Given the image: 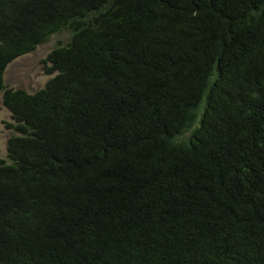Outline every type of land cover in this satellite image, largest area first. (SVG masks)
I'll use <instances>...</instances> for the list:
<instances>
[{
    "label": "trees",
    "instance_id": "obj_1",
    "mask_svg": "<svg viewBox=\"0 0 264 264\" xmlns=\"http://www.w3.org/2000/svg\"><path fill=\"white\" fill-rule=\"evenodd\" d=\"M0 93V264H264V0H0Z\"/></svg>",
    "mask_w": 264,
    "mask_h": 264
},
{
    "label": "rangeland",
    "instance_id": "obj_2",
    "mask_svg": "<svg viewBox=\"0 0 264 264\" xmlns=\"http://www.w3.org/2000/svg\"><path fill=\"white\" fill-rule=\"evenodd\" d=\"M69 37V31L56 33L32 52L10 62L4 72L6 87L24 89L31 93L44 88L54 75L46 73L45 66L50 65L46 63L47 56L59 43H66ZM13 122L11 112L3 104V94L0 93V161L7 158L8 138L14 132L7 124Z\"/></svg>",
    "mask_w": 264,
    "mask_h": 264
}]
</instances>
